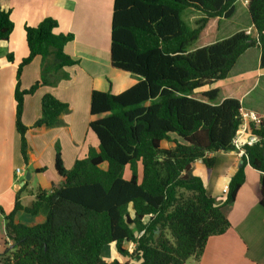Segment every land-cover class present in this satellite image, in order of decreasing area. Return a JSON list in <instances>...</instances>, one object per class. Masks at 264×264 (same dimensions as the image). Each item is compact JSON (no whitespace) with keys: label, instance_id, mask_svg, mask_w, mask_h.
<instances>
[{"label":"trees","instance_id":"obj_1","mask_svg":"<svg viewBox=\"0 0 264 264\" xmlns=\"http://www.w3.org/2000/svg\"><path fill=\"white\" fill-rule=\"evenodd\" d=\"M238 0H113L110 63L114 69L140 81L119 94L93 91L91 131L99 141L84 159L66 169L60 153L55 169L60 183L51 192L38 188L32 204L20 203L6 213L0 205V234L5 250L0 264H130L107 261L102 250L113 244L134 264H185L199 261L210 238L225 234L231 224L226 209L245 183V168L261 174L259 203L264 208V125L254 128L258 138L245 147L231 177L223 203L207 193L193 164L208 169L209 154L235 151L233 139L241 127L242 104L230 97L216 103L218 88L195 92L227 79L241 56L261 50L264 69V0H248L247 11L257 34L241 30L193 51L189 48L214 19H229ZM0 0V42L14 25ZM200 13L195 27L184 18ZM58 23L47 18L25 29L29 54L19 65L15 90L16 128L21 156L27 161L24 101L41 86L53 84L48 75L78 62L64 51L72 34H56ZM42 58V77L29 89L20 87L22 70ZM13 61V56H7ZM35 127H54L68 105L52 94L41 100ZM97 117V118H96ZM129 171L130 179L125 178ZM20 211L45 214L42 224L17 222ZM126 244H134L130 252Z\"/></svg>","mask_w":264,"mask_h":264},{"label":"crops","instance_id":"obj_2","mask_svg":"<svg viewBox=\"0 0 264 264\" xmlns=\"http://www.w3.org/2000/svg\"><path fill=\"white\" fill-rule=\"evenodd\" d=\"M1 6L10 12L14 25L9 39L0 42V205L6 213H10L17 193L24 186L27 189L20 194V203L28 207L38 188L51 192L59 185L60 177L55 169L58 152L64 167L71 169L77 160L87 156L90 148L98 149L99 141L89 127L90 121L94 119L91 116L93 91L119 94L137 84L140 78L111 66L113 0H2ZM47 18L58 23L56 34L73 35V40L65 45L64 51L78 63L48 75V80L53 84L43 85L34 94L25 97L22 120L29 128L25 161L21 156V139L16 128L17 72L20 63L29 54L25 29L36 27ZM252 29L255 33L252 35L256 37L253 26ZM253 49L257 50V54L251 56L249 53L252 49H249L237 63L245 59L242 66L246 67L253 57L256 62L254 68L258 71L254 78H250L247 74L249 68L242 67L235 74L234 87L245 86L254 80V86L263 82L260 79L264 76V69L260 67L261 50L258 47ZM9 54L13 56L12 62L7 59ZM41 77L42 58L38 56L23 68L20 87L27 90ZM217 83L212 85H215L213 88L219 87ZM224 87L227 88V85ZM202 88L195 92L211 89L209 85ZM46 94H52L66 103L68 111L59 116L56 127H35V122L42 114L41 100ZM242 96L234 95L240 100L242 110L256 112L264 125V93L251 107L245 105V95ZM208 156L215 158L213 167L208 169L202 161H197L193 164L194 174L203 180L207 193L223 203L241 157L234 151H221ZM28 172L31 178L25 182ZM245 174V183L235 202L226 209L231 224L229 230L209 239L199 261L191 259L185 264H264V208L259 203L261 174L250 166L245 168ZM130 177V172H125V178ZM23 182L24 185L15 190ZM22 213L27 215L24 221L19 219ZM15 219L33 227L44 223L46 216L43 213L32 216L20 211ZM132 245L126 244L125 248L132 252ZM110 246L115 252H111V258L105 260L112 261L115 257L122 263L128 261V257L121 256L113 244ZM102 257L104 259L103 254Z\"/></svg>","mask_w":264,"mask_h":264},{"label":"rangeland","instance_id":"obj_3","mask_svg":"<svg viewBox=\"0 0 264 264\" xmlns=\"http://www.w3.org/2000/svg\"><path fill=\"white\" fill-rule=\"evenodd\" d=\"M246 5H247L246 0H238L236 2V12L233 15V17H231L229 19L222 18L220 20L219 19L211 20L207 24V26H206L205 30L203 31V34H201L200 38L189 48V51H193V50L198 49L200 47H204V46L212 44L216 41H220L222 39L230 37L231 35L235 34L238 31H241V30H244L250 34H255L253 29H252V24L250 21V17H249ZM200 16H201L200 13L197 12L196 10H193V9H189L184 13V18L193 27H195L196 20ZM255 53L257 54V50L252 49L249 54L252 56ZM244 62H245V59H244V61H240L239 63H237L235 69L232 71V73L229 75V77L226 80L220 81L216 84L219 86L218 87L219 96H218L217 103L222 102V100L228 98L225 95L233 96V97L235 95L236 97H240V98L243 97L242 95H245L244 96L245 105L246 106L248 105L247 107H251V105H253V102L258 97L263 95V93H264L263 92V90H264V88H263L264 87V76L260 78L261 81H263L260 85L257 84L256 86H254L255 80L253 82L246 83L245 86L242 85V87H239V88L234 87L232 85L233 81H235L234 80L235 74L237 73V71L242 69V67H243L242 64ZM255 63H256L255 58L252 57V61L249 62V65L246 67H243V68H247V69L249 68L247 74H249L250 78H254V75H256V73L258 71V70H256L257 68H254ZM226 85H227V88L224 87ZM214 86H210V87L213 88ZM249 89H251L250 92L245 94L246 91H248ZM244 111H250V110H244ZM56 126H54V127H56ZM19 136H20V134H19ZM26 138H27V135H26ZM26 152H27V150H26ZM26 216L27 215H24L22 213L19 215V219L24 221L25 220L24 218ZM134 247L135 246L132 245V248H130V250L134 251V249H133ZM5 248H6V245L4 243V231H3V227H2L1 228V234H0V254H2V252L5 250ZM111 252H115V251H113V247H111V246L104 247L102 250V254L104 256V259L108 260L109 258H111V255H112ZM114 259L118 260L115 257L112 260H114ZM191 259L195 261L194 258H191ZM191 259H189V260H191ZM127 260L128 261H126V262H128L130 264L136 263V261H134L130 257H128Z\"/></svg>","mask_w":264,"mask_h":264},{"label":"built area","instance_id":"obj_4","mask_svg":"<svg viewBox=\"0 0 264 264\" xmlns=\"http://www.w3.org/2000/svg\"><path fill=\"white\" fill-rule=\"evenodd\" d=\"M248 0H246V3ZM241 127L237 135L233 139V146L238 156L245 154L246 146H253L258 138L253 135L252 130L258 128L263 122L262 118L254 111L241 110ZM19 172V170H18Z\"/></svg>","mask_w":264,"mask_h":264},{"label":"water","instance_id":"obj_5","mask_svg":"<svg viewBox=\"0 0 264 264\" xmlns=\"http://www.w3.org/2000/svg\"><path fill=\"white\" fill-rule=\"evenodd\" d=\"M30 178H31V174H30V172H28L26 175V178H25V182H28L30 180ZM25 182H23L20 186H16L15 190L20 189L24 185Z\"/></svg>","mask_w":264,"mask_h":264}]
</instances>
